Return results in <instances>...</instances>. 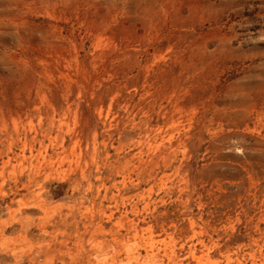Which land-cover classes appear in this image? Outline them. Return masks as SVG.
<instances>
[{"label": "rangeland", "instance_id": "rangeland-1", "mask_svg": "<svg viewBox=\"0 0 264 264\" xmlns=\"http://www.w3.org/2000/svg\"><path fill=\"white\" fill-rule=\"evenodd\" d=\"M0 264H264V0H0Z\"/></svg>", "mask_w": 264, "mask_h": 264}]
</instances>
